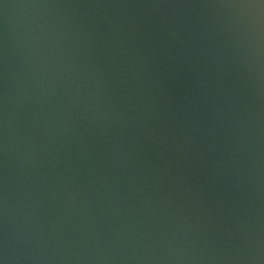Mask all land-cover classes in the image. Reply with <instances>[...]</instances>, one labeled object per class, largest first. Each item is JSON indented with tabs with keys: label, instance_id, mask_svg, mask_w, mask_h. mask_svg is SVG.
Returning a JSON list of instances; mask_svg holds the SVG:
<instances>
[{
	"label": "water",
	"instance_id": "1",
	"mask_svg": "<svg viewBox=\"0 0 264 264\" xmlns=\"http://www.w3.org/2000/svg\"><path fill=\"white\" fill-rule=\"evenodd\" d=\"M0 264H264V2L0 0Z\"/></svg>",
	"mask_w": 264,
	"mask_h": 264
},
{
	"label": "clouds",
	"instance_id": "2",
	"mask_svg": "<svg viewBox=\"0 0 264 264\" xmlns=\"http://www.w3.org/2000/svg\"><path fill=\"white\" fill-rule=\"evenodd\" d=\"M262 2H264V0H262Z\"/></svg>",
	"mask_w": 264,
	"mask_h": 264
}]
</instances>
